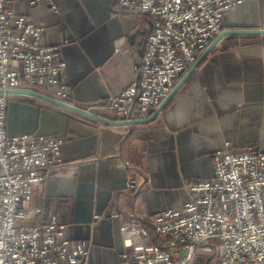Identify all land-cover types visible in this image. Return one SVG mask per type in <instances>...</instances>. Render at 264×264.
<instances>
[{
	"label": "crops",
	"instance_id": "0c3cea01",
	"mask_svg": "<svg viewBox=\"0 0 264 264\" xmlns=\"http://www.w3.org/2000/svg\"><path fill=\"white\" fill-rule=\"evenodd\" d=\"M56 2L57 13L28 0H18L17 10L45 28V44L62 47L69 103L88 110L129 86L147 51L153 18H121L113 0ZM223 24V32L264 29V0H247L227 12ZM186 80L156 117L160 106L150 121L120 126L13 94L10 136L65 139L62 163L34 190L31 205L42 212L29 225H65L69 238L90 243L89 264H120L130 249L123 226L187 204L192 199L187 185L214 176L216 151L230 145L264 152V36L222 38ZM133 173L142 184L129 190ZM207 255L205 248L199 264Z\"/></svg>",
	"mask_w": 264,
	"mask_h": 264
},
{
	"label": "built area",
	"instance_id": "2783aa9c",
	"mask_svg": "<svg viewBox=\"0 0 264 264\" xmlns=\"http://www.w3.org/2000/svg\"><path fill=\"white\" fill-rule=\"evenodd\" d=\"M28 1L58 12L56 0ZM246 1L113 0L119 17L150 16L153 30L129 86L88 111L148 119L223 32V16ZM17 2L0 0V264H89L90 243L69 238L67 226L29 225L42 212L31 205L34 190L62 163L65 139L10 136L9 99L14 90H33L70 102L71 91L62 47L45 44V28L18 12ZM213 155L214 176L187 185V204L123 226L130 249L120 264H199L205 248L216 264H264V152L229 145ZM141 184L133 173L127 188Z\"/></svg>",
	"mask_w": 264,
	"mask_h": 264
},
{
	"label": "water",
	"instance_id": "95a60500",
	"mask_svg": "<svg viewBox=\"0 0 264 264\" xmlns=\"http://www.w3.org/2000/svg\"><path fill=\"white\" fill-rule=\"evenodd\" d=\"M232 34H255V35H262L264 36V29H260V30H231V31H225L223 33H221L218 38H216V40L211 44V46L206 50V53L203 54L202 58L198 61V63L195 65V67L192 68V70L188 73V75L184 78V81H182L177 88H175V90L173 91L172 95H170L168 98H166L164 100V102L160 105L159 109H157L156 114L154 115V117H156L162 110H164L165 106L168 104V102L170 101V99L172 98V96H174V94L179 90V88L184 84L185 81H187L186 79L192 74V72L199 67V64L204 60V58L211 53V51L215 48V46L218 44V42L229 35ZM13 94H20V95H26V96H30L32 98H36L39 99L40 101H45L47 103L53 104L63 110L66 111H70L76 114H79L81 116H84L86 118L101 122L103 124H107V125H112V126H120V125H127L128 124H138V123H142L143 122H148L150 121L152 118H148V119H144L142 120H134V121H113L111 119H108L106 117H103L101 115H98L96 113L90 112L88 110L79 108L69 102H64L61 101L59 99H56L54 97L48 96L44 93L37 92V91H33V90H14L12 91V95Z\"/></svg>",
	"mask_w": 264,
	"mask_h": 264
},
{
	"label": "rangeland",
	"instance_id": "374dc122",
	"mask_svg": "<svg viewBox=\"0 0 264 264\" xmlns=\"http://www.w3.org/2000/svg\"><path fill=\"white\" fill-rule=\"evenodd\" d=\"M70 91H71V86H70ZM72 98V97H71ZM94 105V104H93ZM93 105H91V107L93 106ZM144 183V182H143ZM201 257V256H200ZM211 259V261H210V263H208V261ZM206 263H204V264H216V261H215V259L211 256V255H207L206 256Z\"/></svg>",
	"mask_w": 264,
	"mask_h": 264
},
{
	"label": "trees",
	"instance_id": "16d2710c",
	"mask_svg": "<svg viewBox=\"0 0 264 264\" xmlns=\"http://www.w3.org/2000/svg\"><path fill=\"white\" fill-rule=\"evenodd\" d=\"M81 117H83V116H81ZM85 118V117H84ZM86 119H88V118H86ZM93 121V120H92ZM210 261H211V259L208 261V263H210Z\"/></svg>",
	"mask_w": 264,
	"mask_h": 264
}]
</instances>
